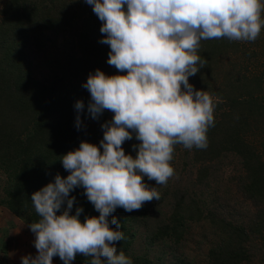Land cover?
Instances as JSON below:
<instances>
[{"label":"trees","instance_id":"trees-1","mask_svg":"<svg viewBox=\"0 0 264 264\" xmlns=\"http://www.w3.org/2000/svg\"><path fill=\"white\" fill-rule=\"evenodd\" d=\"M0 2V169L9 183L0 205L30 225L40 219L31 196L54 183L57 174L63 178L70 175L61 163L62 156L79 149L82 142L99 147L104 137L100 127L114 117L109 110L96 119L88 112L91 96L83 85L89 75L97 69L107 76L127 72L107 63L111 49L100 42L105 38L100 31L102 22L85 0ZM59 36L69 51L81 54L77 59L70 56L69 61L76 82L67 70L46 82L37 80L26 52L28 45L43 50L53 37ZM197 55L207 62L189 77V83L195 90L207 91L214 97L215 114L214 126L207 132V147H194L195 159L201 171H206L223 155H234L241 165L237 184L256 211L248 223H234L213 212L205 213L196 202L185 205L186 198L181 196L154 238L179 241L189 222L207 218L217 238L209 250L207 264H253L252 243L264 239V28L254 42L201 40ZM79 101L84 103L83 111L75 108ZM139 143L133 133V139L122 145L125 154L136 158L133 145ZM181 145L174 146L172 167ZM84 193L85 189L77 187L69 194V198H76L70 214L82 208V223L100 215ZM66 208L65 203L57 215ZM147 210L150 207L132 212L117 208L108 218L111 221L115 217L120 228L110 227L124 234V239L115 244L117 254L122 250L133 264H154L149 257L136 256L132 251L136 240L132 225L141 222ZM88 259L77 254L72 264H89Z\"/></svg>","mask_w":264,"mask_h":264},{"label":"clouds","instance_id":"clouds-1","mask_svg":"<svg viewBox=\"0 0 264 264\" xmlns=\"http://www.w3.org/2000/svg\"><path fill=\"white\" fill-rule=\"evenodd\" d=\"M102 22L110 46L107 63L127 75L107 76L97 69L83 85L90 93L88 112L93 119L105 110L114 113L102 125L100 146L82 142L62 156L67 178L59 174L31 196L40 217L28 225L35 234L37 255L24 256L22 264H53L59 256L72 264L77 254L89 264H133L116 242L124 239L117 208L139 210L145 202L160 199L157 188L143 182L146 176L164 185L173 176L174 146L207 147V132L214 126V97L189 83L206 60L197 55L201 40L228 38L254 42L264 28L261 0H85ZM125 5L127 6L125 10ZM75 108L83 111L79 101ZM80 117H77L79 127ZM132 130V131H129ZM135 139L136 158L126 155L125 141ZM101 148L103 152L101 153ZM77 187L94 205L98 217L81 222L82 208L71 210ZM63 214L57 215L64 204ZM102 258H106L102 260Z\"/></svg>","mask_w":264,"mask_h":264},{"label":"rangeland","instance_id":"rangeland-1","mask_svg":"<svg viewBox=\"0 0 264 264\" xmlns=\"http://www.w3.org/2000/svg\"><path fill=\"white\" fill-rule=\"evenodd\" d=\"M26 52L33 62V76L44 82L66 70L73 78L69 70L70 56H81L78 50H68L62 36L53 37L43 50L29 44ZM195 156L194 147L187 149L181 145L175 155L174 174L166 184L157 185L156 181H149L146 176L143 178L150 188H157L160 199L145 202L143 206L150 207V210L141 222L132 225L136 233L132 249L134 255L147 256L154 264H207L209 250L217 242L216 232L207 218L189 222L179 241L170 237L164 241L154 238L181 196L186 198L185 205L196 202L205 213L213 212L219 218L234 223H248L252 219L256 208L237 184L241 172L239 160L234 155L225 154L208 165L206 171H201V164ZM8 184L5 173L0 169V199ZM29 233V238L36 239L25 222L0 205V264H22V257L32 255L24 253L28 252L26 235ZM14 234H23L25 238L15 237ZM252 249L255 253L253 264H264V239L254 240ZM32 253L35 251L32 250ZM53 264L64 262L59 256H54Z\"/></svg>","mask_w":264,"mask_h":264},{"label":"crops","instance_id":"crops-1","mask_svg":"<svg viewBox=\"0 0 264 264\" xmlns=\"http://www.w3.org/2000/svg\"><path fill=\"white\" fill-rule=\"evenodd\" d=\"M14 236H15V237L18 236V237L21 238V236H23V234H20V235L14 234ZM27 236H28V237H27ZM29 236H30V233L26 235V237H27V238H26V242H27V248H26V250H28V252L25 251L24 253H28V254H32V255H34V254H38V253H37V249H36L35 246H34V241H35V239H31V238H29ZM23 238H25V237L23 236ZM32 250H34L35 253H32Z\"/></svg>","mask_w":264,"mask_h":264}]
</instances>
